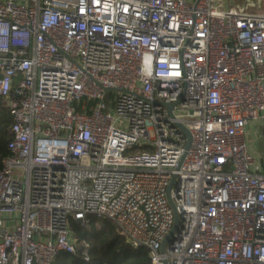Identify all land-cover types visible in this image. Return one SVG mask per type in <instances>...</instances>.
Here are the masks:
<instances>
[{
  "label": "built area",
  "instance_id": "built-area-1",
  "mask_svg": "<svg viewBox=\"0 0 264 264\" xmlns=\"http://www.w3.org/2000/svg\"><path fill=\"white\" fill-rule=\"evenodd\" d=\"M245 1L0 0V264L89 263L71 221L92 218L150 264H264V2Z\"/></svg>",
  "mask_w": 264,
  "mask_h": 264
},
{
  "label": "trees",
  "instance_id": "trees-1",
  "mask_svg": "<svg viewBox=\"0 0 264 264\" xmlns=\"http://www.w3.org/2000/svg\"><path fill=\"white\" fill-rule=\"evenodd\" d=\"M12 123L11 112L5 107H1L0 170L4 168L10 155L8 145L11 140ZM71 229L76 239L86 241L91 246V261L89 263L84 262L80 256L76 255L73 256L71 264H150L148 250L133 249L112 221L92 218L90 224L82 225L72 220Z\"/></svg>",
  "mask_w": 264,
  "mask_h": 264
},
{
  "label": "rangeland",
  "instance_id": "rangeland-1",
  "mask_svg": "<svg viewBox=\"0 0 264 264\" xmlns=\"http://www.w3.org/2000/svg\"><path fill=\"white\" fill-rule=\"evenodd\" d=\"M238 1V5L241 6L244 3H246L245 0H237ZM264 2V0H262ZM257 2V0H248L247 4L244 5L246 8L250 9L253 4H255ZM249 135H250V141L251 144L253 145V147L256 149L257 152H264V146L262 144H264V141L262 139H260L261 135H262V125L259 123H254L251 125L250 129H249ZM74 255L72 254H67V253H61L58 257V261L57 264H71L72 258Z\"/></svg>",
  "mask_w": 264,
  "mask_h": 264
},
{
  "label": "water",
  "instance_id": "water-1",
  "mask_svg": "<svg viewBox=\"0 0 264 264\" xmlns=\"http://www.w3.org/2000/svg\"><path fill=\"white\" fill-rule=\"evenodd\" d=\"M173 105H169V108L172 109ZM181 128L183 129V131L185 132V134L187 135L188 137V144H187V150H189L191 148V144H192V137L190 135V133L181 126ZM172 186V185H171ZM170 190H171V187L169 188V191H168V198L170 200ZM170 203H171V206L173 208V210L175 211V217H176V222H175V227H174V230L172 231L171 235L169 236V238L173 235V233L175 232L176 228H177V223H178V215L176 213V209H175V206L173 204V202L170 200ZM164 247H165V243L163 244V248H162V251H164Z\"/></svg>",
  "mask_w": 264,
  "mask_h": 264
},
{
  "label": "crops",
  "instance_id": "crops-1",
  "mask_svg": "<svg viewBox=\"0 0 264 264\" xmlns=\"http://www.w3.org/2000/svg\"><path fill=\"white\" fill-rule=\"evenodd\" d=\"M264 141V140H263ZM263 146H264V144H262ZM263 151H264V149H263ZM264 153V152H263Z\"/></svg>",
  "mask_w": 264,
  "mask_h": 264
}]
</instances>
